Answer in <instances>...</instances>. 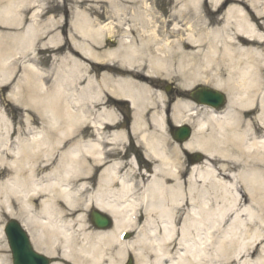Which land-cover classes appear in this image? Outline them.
Instances as JSON below:
<instances>
[{
    "label": "bare ground",
    "instance_id": "obj_1",
    "mask_svg": "<svg viewBox=\"0 0 264 264\" xmlns=\"http://www.w3.org/2000/svg\"><path fill=\"white\" fill-rule=\"evenodd\" d=\"M39 1L0 0L1 23L29 22L16 37L0 32V83L20 72L9 96L26 110L14 140L0 131V199L17 208L34 248L71 264H122L129 254L136 264H264V0H176L159 16L140 0L122 5L131 15L116 24L93 25L79 13L69 41L102 71L98 83L61 43L65 23L41 21L47 10ZM113 34L116 48L96 53ZM25 46L26 61H4ZM49 47L65 68L39 67L35 51ZM159 77L182 88L204 81L228 97L220 113L197 114L182 147L208 161L186 178L171 157L178 146L170 150L157 133L167 117L144 114L153 109L150 95L162 98L152 86ZM112 98L129 104L127 131ZM181 106L172 109L176 123ZM127 134L149 170L126 157ZM92 206L112 216L110 230L87 224ZM133 230L131 241L120 240Z\"/></svg>",
    "mask_w": 264,
    "mask_h": 264
},
{
    "label": "rangeland",
    "instance_id": "obj_2",
    "mask_svg": "<svg viewBox=\"0 0 264 264\" xmlns=\"http://www.w3.org/2000/svg\"><path fill=\"white\" fill-rule=\"evenodd\" d=\"M147 2L150 5V8L152 10V12L156 15L159 16L160 14H164V15H168L170 13V11L172 10V7L175 5L176 0H147ZM56 3L58 4L57 6H54L51 4V2L49 0H40L37 5L41 6V8H45L47 11H45V14L41 17V21L43 23L47 22L49 17L52 18H56L59 19L60 21H63L65 23V28L63 29V32L61 33V43L65 44V50L69 51L72 56L74 58L77 59L78 64H81L83 67L87 68L88 70H90V74L89 76L92 78V80L94 81V83H98V79L95 78V74H100L102 71L97 70L98 68L96 67L97 65L92 61V59H85L84 57H82L83 55H80V53L76 52L72 46L71 43L69 41V32L72 30V25L73 23H75L76 19H77V14H82L83 17H86L87 19H89L93 25H98V24H105L107 22H112L113 24L120 22L121 20H124V18H129L130 17V13H126L124 15L121 14V12L119 11V9L121 8L122 5L129 7L132 6L134 3H136L137 5L140 3V0H56ZM80 4V6H78ZM181 3L179 2L176 5V8L179 7ZM27 5L24 4H20V9H24L26 8ZM22 14L18 15L19 17H21ZM219 15H221V12H219ZM55 16V17H54ZM28 19L24 20V21H20L17 25H7L4 23L0 22V32L5 33L7 35H9L10 37H16L20 34L23 33V31L25 30V28L28 25ZM125 26V25H122ZM120 37L116 34H113L111 36L109 35H104L100 41L99 45H94V51L97 52H101V51H109L112 50L114 48H116V43L119 42ZM9 41V40H7ZM12 41H14V39H12ZM51 47L49 48H45L43 50H40V52L35 51V54L37 55V58L41 59L39 66L43 69H48V70H52L53 72H55L58 69H63L66 66H62V61L58 60V59H54L53 57H51V55L53 54L51 52ZM18 48H12V50H10V52H14L17 51ZM64 51H61L59 53H63ZM26 54L27 56L23 57V55L20 54ZM31 52L28 48V46L24 47V49L20 50V52H16L12 55L6 53L3 55V57H7L6 61L7 63H13L17 57L19 58V61H26L28 59V57L30 56ZM53 56V55H52ZM55 56V55H54ZM263 62H264V53H263ZM101 60L99 62L102 63ZM20 67L22 66L21 64H19ZM90 65V66H89ZM19 72V71H18ZM15 73L13 75H11V77L8 80H5L4 82L0 83V114H2L4 116V119L6 120V122L4 123V121H2V119L0 118V131L1 132H5V131H10L12 133V140L15 139V137L17 136V132L23 128L24 126V114L26 112V110H24L20 105H16L14 103H12V101L10 100V92L13 89L15 83L18 82L19 76H20V72L19 73ZM82 79H85V75L82 76ZM85 82V81H84ZM84 82L81 84L83 85ZM167 84H171L174 85L176 87L177 90L180 91L181 94H186V92L190 89H192L194 86L196 85H205V86H210L212 87L209 83H206L204 81H197L195 83H193L192 85H190L188 88H182L180 87V85L178 84V82L174 79L171 78H165V77H159L154 83H153V88L160 92L163 96L167 95L169 92L165 91V86ZM224 92V91H222ZM225 93V92H224ZM226 94V93H225ZM155 95H150V101L153 103V109L150 111H146L147 113H144L146 115H149L151 113V111H154L158 108H160V102H158V98H154ZM227 96V95H226ZM21 98H25L24 96ZM71 99H73L72 97H70ZM165 99V98H163ZM161 101V100H160ZM165 103V101H163ZM111 110L113 111V114H115L117 116V118L119 119H124L125 122H127L128 120H131L130 117V113L131 109L129 108V106L126 105H117L113 107V105L111 104ZM16 107V108H15ZM28 111V110H27ZM148 117V116H147ZM125 130H127V126L126 128H124ZM151 129V127H150ZM160 137L168 142V145H170L169 149L172 150L173 148V144L172 142L168 139V137L166 136L165 133L161 132L158 130L157 132ZM207 133V132H205ZM86 135L88 134L87 132L85 133ZM127 140L126 142H124L125 144V148H127V153H126V157L131 156V157H136L137 161L139 162V165H135L136 168H139L141 170H149V167H146L144 165L145 163V159L142 156V148L136 146L133 141H134V137L129 135L127 136ZM90 138H92V136H90ZM13 145V144H12ZM15 146V145H14ZM168 149V150H169ZM173 151V150H172ZM189 152H201V151H193V149L189 150ZM175 153L177 155L174 154L171 156L172 158H174L176 160V162L180 163L179 167H182L183 173H182V178H186L187 174L190 171V167L186 164V152L184 151V155L183 153L180 151H175ZM203 153V152H202ZM205 160L208 161L207 157L204 155ZM200 166L203 165V163L198 164ZM94 209L93 206L90 207L87 211H85V218L87 221L88 225H91L94 229H96L90 219H89V212ZM14 213V215L12 213ZM17 212V208L13 206V204L10 202V200H5V199H0V228H2L3 224L5 221L14 218L18 221L21 220L20 216L16 215ZM2 232V230H1ZM131 237H130V241L133 238V236L135 235V233L129 232ZM2 234V233H1ZM3 236V240L0 238V247L4 246V249H0V258L4 260V262H6V264H11V257H10V252L9 249L7 247L6 244V240L4 235ZM131 256L132 260H133V264H136L135 258L129 254L127 255L122 264H124L127 260V258ZM54 261H59L61 264H71L68 263L67 261L63 260L62 258H59L57 256H52L51 257Z\"/></svg>",
    "mask_w": 264,
    "mask_h": 264
},
{
    "label": "water",
    "instance_id": "obj_3",
    "mask_svg": "<svg viewBox=\"0 0 264 264\" xmlns=\"http://www.w3.org/2000/svg\"><path fill=\"white\" fill-rule=\"evenodd\" d=\"M194 98H198L201 103L218 105L221 103L223 96L207 87L197 88L191 93ZM215 103H213V102ZM189 136V129L186 126L178 127L175 129L174 138L178 141H182ZM92 222L95 226L101 228H107L110 225L108 217L101 215L100 213L93 211L91 214ZM4 232L7 236L8 244L12 252L13 264H48L49 260L36 253L29 242L25 232L21 229L20 225L15 220L7 222ZM127 264H132L129 258Z\"/></svg>",
    "mask_w": 264,
    "mask_h": 264
},
{
    "label": "flooded vegetation",
    "instance_id": "obj_4",
    "mask_svg": "<svg viewBox=\"0 0 264 264\" xmlns=\"http://www.w3.org/2000/svg\"><path fill=\"white\" fill-rule=\"evenodd\" d=\"M176 92V91H174ZM166 98H170L168 100V103H167V113L169 114L170 113V110L172 108V106L174 105V103L179 100L181 102H187L191 107H195V108H198V106L192 102V101H189L188 99L186 98H178L177 96H173V95H168ZM189 162H193V158L192 157H189Z\"/></svg>",
    "mask_w": 264,
    "mask_h": 264
}]
</instances>
